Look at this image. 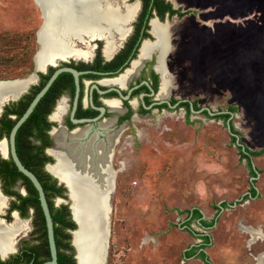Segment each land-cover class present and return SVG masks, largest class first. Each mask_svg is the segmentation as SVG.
I'll return each mask as SVG.
<instances>
[{"label":"rangeland","instance_id":"1","mask_svg":"<svg viewBox=\"0 0 264 264\" xmlns=\"http://www.w3.org/2000/svg\"><path fill=\"white\" fill-rule=\"evenodd\" d=\"M169 2L186 11L169 21L170 93L174 83L172 95L198 109L235 107L238 143L249 152L264 149V0ZM39 11L33 0H0V80L32 71ZM26 36L32 65L22 60ZM135 127L114 150L106 264H205L196 255L185 258L199 234L210 236L209 264H264V154L251 156L259 175L249 199L251 163L240 158L225 120L181 108L154 111ZM193 209L215 225L205 230L193 221L188 231L183 224Z\"/></svg>","mask_w":264,"mask_h":264},{"label":"flooded vegetation","instance_id":"2","mask_svg":"<svg viewBox=\"0 0 264 264\" xmlns=\"http://www.w3.org/2000/svg\"><path fill=\"white\" fill-rule=\"evenodd\" d=\"M163 1L164 3H160L159 0H121L126 5H135L138 2L134 20L131 22V30L123 34V38H120L119 35L121 34L117 32H103L98 34L105 36L103 40H89L82 44L75 42L74 45L83 52V56L60 58L56 63L49 65L43 63L38 70L34 63L32 71L25 76L32 75V78L26 82V91L17 101L6 104V122L16 120L18 113H20L17 118L18 121L35 96L56 75L18 131L26 146L31 148L32 153H38V157L33 158L31 163L35 170V177L43 188L46 200L51 201L52 209L49 212L53 223L57 264H71L69 255L72 252L71 248L73 251L74 248L71 244L73 229L71 223L66 219L64 208L68 204L58 202V199L65 200L66 192L60 190L61 184L54 181L46 171L47 164L53 163L48 151H53L56 148L57 142L54 139V134L63 135L64 144L73 143L81 147L93 137L96 143L103 142L105 144L109 135L114 136L115 140L109 146L110 165L113 168L115 146L120 142L124 133H135V126L140 118L160 110L182 108L187 112L185 104L189 105L190 110L193 108V103L185 99H177L172 95L174 91L173 80L172 92L167 97H158L161 88V75L156 69L159 52L155 50V47L145 57L141 58L143 44L145 42L155 43L151 27L152 22L156 20L160 22L170 21V19L178 17L177 15L170 16L169 12L165 10L166 3L171 4L170 0ZM173 9L175 8L173 7ZM179 11L186 14V11ZM109 35H111V47L106 50V36L109 37ZM170 38V51L165 56L164 67L171 76V51L174 48L172 45L173 36L170 35ZM134 63L137 64L135 68L133 67ZM132 68L135 71L131 75L127 76L121 83L116 82ZM222 112L225 113L226 111ZM229 121L230 119L226 125L229 124ZM76 132L83 133L78 137H70ZM82 135L83 137H81ZM0 159H3L1 154ZM249 161L251 163V158ZM114 170L116 173L118 172V169ZM2 183L4 181L0 179L1 191ZM11 189L22 197L28 198L30 196V187L23 179H18ZM246 197L248 198V196ZM9 198V206L1 217L10 222L13 220L12 212H17L19 218L30 221L26 224L28 229L19 237V244H21H18L17 251L4 260L0 258V261L3 264H26L27 259L33 257L36 264H47L51 258L46 224L41 222V218H37L38 215H36L33 206H28L26 217L20 216L22 209L10 210L11 202L16 198ZM9 217L12 220H9ZM214 223L211 227L215 225ZM203 235L208 234H199L200 240ZM201 243L202 240L197 246L199 247ZM32 247L33 250H30L29 248ZM192 247L194 245H191L188 251ZM204 249L202 250L205 254ZM194 255L197 256L198 252ZM73 258L75 260V251ZM203 261L205 264H209L206 254Z\"/></svg>","mask_w":264,"mask_h":264},{"label":"bare ground","instance_id":"3","mask_svg":"<svg viewBox=\"0 0 264 264\" xmlns=\"http://www.w3.org/2000/svg\"><path fill=\"white\" fill-rule=\"evenodd\" d=\"M38 4L36 5L39 6L42 16V24L37 31L39 52L35 61L38 67L53 59L83 56V52L74 45L75 42L82 44L86 42L85 40H103L105 36L98 35L100 33L117 32L121 34L119 37L123 38V34L128 31L126 26L133 20L137 9L136 5H126L121 0H38ZM65 21H68L67 25ZM151 27L155 43L143 44L141 58L153 47L159 52L156 69L161 75V88L158 97L164 98L172 89L171 78L164 67V59L171 46L169 27L157 24L156 21L152 22ZM48 35H53L55 40L48 43L44 39ZM106 37L105 49L108 50L111 47V35ZM136 65L134 63L133 67ZM134 68L116 82H123L135 71ZM24 85L26 82L12 83L8 92L10 98L18 95ZM82 133L76 132L70 137H78ZM63 138L61 134H54L57 143L50 154L56 159V163L48 169L69 189L72 211L78 226L73 236L78 263L106 264L110 235L101 225V220L104 216L105 194L111 175L108 166L111 158L109 146L115 137L109 135L105 144L96 143L93 137L82 147H77L73 143L64 144ZM0 151L3 152V144H0ZM2 209L4 200L0 198V213ZM27 229L26 223H20L17 219L9 226H4L0 221V255L11 253L14 235L19 233L16 237L19 238ZM103 240L104 248L101 245Z\"/></svg>","mask_w":264,"mask_h":264},{"label":"water","instance_id":"4","mask_svg":"<svg viewBox=\"0 0 264 264\" xmlns=\"http://www.w3.org/2000/svg\"><path fill=\"white\" fill-rule=\"evenodd\" d=\"M33 1L35 2V4L39 5L38 4V0H33ZM135 5L137 6L138 5V2L135 3ZM131 22H129L127 24V26H126V29L128 31L131 30ZM156 22L159 23V24H162V25L163 24L164 25H167L169 28L171 27V23L168 20H165L164 22H160V21L156 20ZM85 41L88 42L89 40H85ZM38 52H39V49L36 50L35 55H34V59H33V61L35 63V67H36L37 70L39 69V67L36 65L35 58H36V55H37ZM158 56H159V53H158ZM59 60L60 59H53V61L48 62V63H45L44 65L53 64V63H56ZM55 76L56 75H54L50 79V81L48 82V84L46 85V87L35 96V98L31 102V104L29 105V107L26 110V112L14 124V126L12 127V129H11V131L9 133L8 139H2V140H0V144H3V152H0L2 158L3 159H7L10 156V158L12 159V161H13L15 167L17 168L18 172H20L24 177H26L31 182V184L33 185L34 189L37 192L38 199H39V204H40L41 211H42V214L44 216V220H45V224H46V228H47L48 245H49L50 258H51V260L47 264H57V262H56V259H57V251H56V246H55V241H54V236H53V223H52V219H51V216H50L48 204H47V201H46V198H45V195H44V191H43L42 186L40 185V183L37 180V178L35 177V175L32 174L29 170H27L21 164L20 160L17 157L16 151H15V136H16V133H17L19 127L21 126V124L31 114L33 108L39 102V100L41 99V97L43 96V94L45 93V91L49 87L50 83L55 78ZM31 78H32V75H30L28 77H25V78H21V79L0 80V114L3 112V108L6 106V104H8L9 102L17 101L21 97V95L26 91V87H25L26 85H24V87L20 90V92L18 93V95H16L14 98H10L8 92L10 91V87H11L12 83H14L16 81L27 82ZM190 106H192L191 103H190ZM202 112H206L210 117H214L215 115L223 114L224 113V112H214V111H212L209 108H201L198 111H196L193 108H191V113H202ZM227 128H228V131H229L230 135H232V136L235 137L237 146L240 147L244 151V148L242 147V145L238 143L237 136L234 135L233 133H231L230 127H229V124L228 123H227ZM50 151H52V150H49L48 153H49L50 157H52V159H53L54 162L52 164H47L46 171L51 176H53L55 179H57L58 183L61 184V185H63L64 188L67 191L66 192V196L68 198V201L62 200V199H58V202H61V203H64V204H68L72 221L76 225V229H74L71 232V235H72L71 244H72V246L74 248V251H75L76 264H79L78 263V260H77V251H76V249L74 247V241H73V236H74V233L78 230V226H77V223L75 222L74 215H73V211H72V202H71V198H70L69 189L67 188V185L64 182H62L55 175H52L49 172V169L48 168L51 167V166H53V165H55V163H56V159L50 154ZM108 166H109V169L111 171V175H110L109 180H108V189H107V192L105 194V211H104V216H103V218L101 220V225H103L104 229L109 234L110 233V215H111V210H112V207H111V205H112L111 204V198L112 197H111V195L113 194V192L115 190V176H116V171L111 167V165H110V159H109ZM251 167H252L253 172L255 173V176L254 177H251V179H250V181H251V188L257 193V189H256L254 183L257 180L259 173L257 172V170L255 169V167H254V165L252 163H251ZM17 191H18V188H17ZM244 196H248L249 199H253L251 197V194H250L249 191L246 192ZM0 198H2L4 200V209H2V211L0 213V221L4 224V226L12 225V223L14 222V219H17L20 223H26V224L30 221L29 219L24 220V219L19 218L17 212H12V218H13L12 221H10V222L5 221L1 216L5 213V209L8 208L10 198L3 194V192L1 191V188H0ZM237 203H238V201H235L234 203H232V205H229V206L230 207H234V206L237 205ZM218 209H219V213H221L224 210V208H223V206L221 204L218 205ZM18 235H19V233H16L14 235V240H13V243H12V252L11 253H8L6 255H0V258L2 260L6 259L8 256L14 254L17 251V247H18V244L20 242V238H16ZM103 242H104V240L101 243L102 248H104L103 247L104 246V243Z\"/></svg>","mask_w":264,"mask_h":264},{"label":"trees","instance_id":"5","mask_svg":"<svg viewBox=\"0 0 264 264\" xmlns=\"http://www.w3.org/2000/svg\"><path fill=\"white\" fill-rule=\"evenodd\" d=\"M159 1H160V3H164L163 0H159ZM165 10L169 12L170 16L177 15L178 17H182L183 15H185V13H181L179 10L173 9L172 5L169 3H166ZM24 41H25V46H24L25 50L22 53V56H23L22 60L26 61L27 63H30L32 65L33 63L30 62L31 54H30V50H29L30 41H29L28 36L25 37ZM7 61H12V60L8 59ZM185 106H186L187 113L190 114L191 110L189 108V105L185 104ZM193 109L199 110L198 106L195 103H193ZM235 111H236L235 107L229 106L225 113L215 115L212 118L222 119V120H225L226 122L230 119V121H229L230 131L234 135H237V132L235 131V129L233 128V125L231 123V118L233 117V114ZM203 113L208 115L206 112H203ZM19 115H20V113H18V117H19ZM17 118H16V120H8L6 122V106L4 107L2 114H0V139H2V138L8 139L10 130L12 129L15 122L17 121ZM6 123H8V124H6ZM230 136L236 142L235 137L232 135H230ZM239 150H240L239 151L240 158L246 159L248 161L250 160L251 156H259V155L264 154V149H262L258 152H249L245 149L243 151L241 148H239ZM15 151H16L17 157L20 160L21 164L27 170H29L32 174L35 175V173H34L35 170L32 166L31 160L33 158H37L38 153H36V152L32 153L31 148L26 146L23 138L19 135V131L16 133V136H15ZM251 173L253 176H255L253 171ZM49 176L52 179H54V181L57 182V180L53 176H51V175H49ZM0 179L2 181H4V183H2L3 194H5L6 196H9V197L16 198L14 201L11 202L10 210H13L16 208L22 209V214L20 216L26 217L28 206H33L35 209L36 215H38L37 218H41V222L43 224H45L44 216H43L42 211H41V207L39 204V199H38V195H37L36 190L34 189L31 182L26 177H24L20 172H18L17 168L15 167V165H14V163L10 157L7 160L0 159ZM8 179H10V180H8ZM18 179L25 180L27 182V184L29 185L30 196L28 198L22 197L19 193L15 192L11 189L15 185V183ZM60 190L63 192H66V189L64 188L63 185L60 186ZM250 193H251L252 197L256 196V192L253 189H250ZM245 198H247V197H245ZM46 201H47L49 210H51L52 209L51 201H49V200H46ZM19 202H21V204H19ZM222 206L225 207L226 203H223ZM64 208L66 211V219L71 223L72 229L73 230L76 229V225L72 221L68 205H66ZM193 221H196L197 224L199 225V227H201V228H209L214 223L213 221H211L210 223H206L205 221H203L202 214L197 209H194L191 213H188L187 221L185 222V224L183 226L187 230H190L189 228H190V225ZM201 240H202V243L200 244L199 247L194 246L189 251H187L185 253V258H189V257L193 256L196 252H198V255H197L198 258H201L203 260L205 259V254H204L202 249H204L210 243V237H209V235H203V236H201ZM29 249L33 250V247L29 248ZM71 250H72V252L69 255V259L71 261V264H76L75 260L73 258L74 251L72 248H71ZM33 259H34L33 257L32 258L29 257L27 259L28 262L26 264H36L35 260H33ZM0 264H3V262L0 261Z\"/></svg>","mask_w":264,"mask_h":264}]
</instances>
